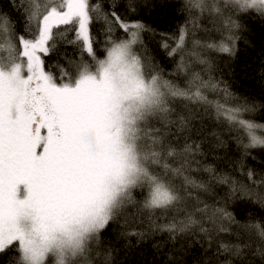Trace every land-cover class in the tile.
Segmentation results:
<instances>
[{"label": "snow or ice", "instance_id": "snow-or-ice-1", "mask_svg": "<svg viewBox=\"0 0 264 264\" xmlns=\"http://www.w3.org/2000/svg\"><path fill=\"white\" fill-rule=\"evenodd\" d=\"M142 5L187 17L175 32H158L141 18ZM121 6L22 0V29L0 13V257L8 264H115L103 237L131 204L148 210L150 227L131 231L124 220L120 235L166 231L170 239L185 234L189 246L203 239L211 248L213 233H230L226 225L236 224L238 242H220L206 264H264V218L254 222L250 214L240 224L228 210L238 200L264 207V159L259 173L248 164L257 159L253 149L264 152V123L253 118L264 97L233 92L213 74L212 55L235 58L243 16L264 20V0H181L178 9L173 0H124L123 12ZM201 19L211 20L213 42L196 38ZM145 34L159 37L172 73L154 62ZM58 40L77 56L52 71L48 59ZM181 78L183 86L174 82ZM225 132L241 149L229 163L243 179L202 163L228 148ZM201 173L208 179L198 180ZM189 188L222 206L210 209ZM190 200L204 207L189 212ZM173 210L184 219H153ZM196 214L214 227L205 228Z\"/></svg>", "mask_w": 264, "mask_h": 264}, {"label": "trees", "instance_id": "trees-1", "mask_svg": "<svg viewBox=\"0 0 264 264\" xmlns=\"http://www.w3.org/2000/svg\"><path fill=\"white\" fill-rule=\"evenodd\" d=\"M20 2L18 0L16 6H13L11 0H0V13L8 14L17 24L18 29L24 26L23 14L20 11ZM152 0H149L151 3ZM175 7L178 9L181 6V0H173ZM121 12L124 11V0H121ZM141 18L145 22L155 28L158 32L172 33L175 32L177 26L185 21L187 13L177 11L175 16L171 14V10L164 8L162 11L153 9L149 11V5H142ZM243 22L246 25V30H242L240 35L242 39L237 41V53L235 58H230L227 53H212L215 58L216 71L213 73L217 79L228 81L233 92L240 96L256 98L258 101L264 97V76L261 71L264 69V20L259 19L255 15H244ZM201 29L196 31L197 39H207L208 42H213L211 37L215 35L212 32V22L208 19L199 21ZM207 29V33L204 31ZM245 39L249 42L245 44ZM159 37H152L150 34H145V42L147 47L154 57V62L162 66L166 73L174 71L173 62L166 58L163 51L157 47ZM140 50L138 49V52ZM103 46L98 52V58H103ZM77 56L76 50L71 45H66L58 40V48L52 53L48 59L50 70L55 71V65L59 63L63 66L67 59H74ZM88 60L87 57L84 58ZM165 79H172V76L165 75ZM183 78L174 81L183 86ZM195 108L197 106L190 105ZM258 123H264V110H261L253 117ZM226 128V126H224ZM219 130V129H218ZM227 143L226 150H217L214 155L208 156L202 161L203 164L214 165L218 173L227 172L235 179H243L234 170V165L229 161L239 159L241 149H239L235 141L225 132L223 137ZM246 142V141H245ZM252 155L257 157L256 160H249L250 167L255 168L257 173L261 170L259 160L264 159V152L260 149H253ZM219 157V159H217ZM196 165H193L195 167ZM199 179H208L206 173H201L196 177ZM259 176H257V179ZM179 182V181H177ZM193 192V196H199L200 200L204 201L209 208L219 207L216 201L210 196L202 193L200 190L189 188ZM216 191L223 195V189L217 187ZM135 199H141L137 191L133 192ZM204 207L203 204H197L195 200L189 201L188 211H194V207ZM235 215L236 220L243 224L248 221L251 216L255 221L264 218V207L258 203L251 201L238 200L231 204L228 209ZM185 213L169 211L167 214H162L157 211L153 219L157 224L164 225L170 223L173 218L183 220ZM197 220H203L204 227L212 229L214 225L209 222L208 216L196 214ZM124 220H127L129 230L131 231H147L150 227L148 220V210H141L131 204L125 208L124 219L120 223L113 224L112 228L104 234V247L112 249V256L115 264H206L207 261L213 260V253L220 242L237 243L235 233L240 232V228L236 224L226 225L231 228L230 233H221L216 235L213 233L212 247L209 248L207 242L201 237V243H191V237L185 234H177L176 239H170L171 233L166 231H157L146 238L138 236L126 237L120 235L123 230ZM199 226L194 229L198 231ZM183 249V251H181ZM207 249V251H206ZM14 256L15 253H12ZM224 259L223 256L220 257ZM0 264H8V256L0 257Z\"/></svg>", "mask_w": 264, "mask_h": 264}]
</instances>
